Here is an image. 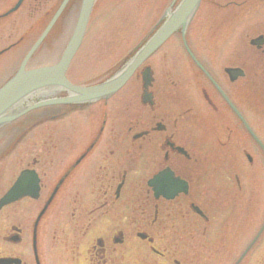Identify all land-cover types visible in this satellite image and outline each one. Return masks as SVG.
Instances as JSON below:
<instances>
[{
    "label": "flooded vegetation",
    "instance_id": "af4514ba",
    "mask_svg": "<svg viewBox=\"0 0 264 264\" xmlns=\"http://www.w3.org/2000/svg\"><path fill=\"white\" fill-rule=\"evenodd\" d=\"M58 2L0 0V57L26 51ZM223 5L232 21L180 35V63L155 71L154 52L105 100L43 104L0 126V199L23 172L0 204V264H264V2ZM24 50L0 61V85ZM36 50L25 68L41 65Z\"/></svg>",
    "mask_w": 264,
    "mask_h": 264
},
{
    "label": "rangeland",
    "instance_id": "374dc122",
    "mask_svg": "<svg viewBox=\"0 0 264 264\" xmlns=\"http://www.w3.org/2000/svg\"><path fill=\"white\" fill-rule=\"evenodd\" d=\"M79 1L77 0L65 8L37 48L36 58L32 63H52L59 57L73 28ZM169 1L94 0L83 39L71 60L67 76L78 83H83L99 80L111 74L121 61L150 34ZM227 1L201 0L197 11L187 25V36L193 39L199 35L200 30H225V28L222 29V26L232 21L233 17V14L228 12V7H223V4ZM256 1L259 4L264 2V0ZM55 7L56 5L43 8L44 12L49 11L47 14L45 13L43 25L38 27L36 33L28 38L27 48L38 36ZM254 8L255 10H252L251 13H261L260 7L254 5ZM203 9L207 13L202 17L201 11ZM30 21L31 18L29 17L28 22ZM199 23L203 24V28H200ZM25 47L26 43L17 50L5 52L0 57V61L5 59L8 61L16 60ZM180 48V35L176 33L147 62L155 71H163L166 60L169 61L170 59L175 63L181 62L183 56H181L182 50ZM164 49L172 54L169 56L166 52V56H164ZM134 81L133 79L132 82ZM204 149L205 158H212L214 149L209 147H204Z\"/></svg>",
    "mask_w": 264,
    "mask_h": 264
},
{
    "label": "water",
    "instance_id": "95a60500",
    "mask_svg": "<svg viewBox=\"0 0 264 264\" xmlns=\"http://www.w3.org/2000/svg\"><path fill=\"white\" fill-rule=\"evenodd\" d=\"M68 0H61L52 17L45 25L35 42L24 55L18 69L0 86V126L22 114L31 107L52 102L82 103L100 98H106L114 93L131 75L133 70L146 59L163 41L173 32L179 30L184 34L186 26L195 12L200 0H180L173 8H167L164 20L156 28L153 34L110 76L100 82L89 85H77L69 81L65 71L71 57L79 46L83 37L93 0H80L77 16L71 34L61 52L58 60L52 64L25 69V63L39 42L47 34ZM149 70L143 71L144 85L148 83ZM42 88H63L68 95L59 98H51L17 107L18 103L27 95ZM158 176L155 177L157 179ZM23 179L21 173L13 186L1 197L0 204L14 199L18 194L20 182ZM149 180L158 187L161 182ZM172 185L175 180L172 179ZM166 185V184H165ZM169 186L159 188V192L169 191ZM174 191H172L173 193ZM167 195V194H166Z\"/></svg>",
    "mask_w": 264,
    "mask_h": 264
},
{
    "label": "bare ground",
    "instance_id": "6f19581e",
    "mask_svg": "<svg viewBox=\"0 0 264 264\" xmlns=\"http://www.w3.org/2000/svg\"><path fill=\"white\" fill-rule=\"evenodd\" d=\"M51 29V28H50ZM50 29L48 30V32L50 31ZM186 31H187V26H186V29H185ZM47 35V34H46ZM35 41H32V43L31 44H33ZM41 44V42H39V44L37 45V47H36V49L39 47V45Z\"/></svg>",
    "mask_w": 264,
    "mask_h": 264
}]
</instances>
